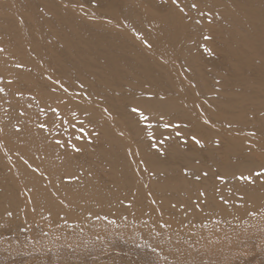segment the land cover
<instances>
[{"label": "bare ground", "instance_id": "1", "mask_svg": "<svg viewBox=\"0 0 264 264\" xmlns=\"http://www.w3.org/2000/svg\"><path fill=\"white\" fill-rule=\"evenodd\" d=\"M178 5L0 0V100L8 102L0 101L1 232L21 220L68 233L97 218L144 226L143 240L165 238L172 252L173 238L229 224L264 202V182L233 178L264 168V156L253 155L264 152V0ZM203 171L209 176L197 180Z\"/></svg>", "mask_w": 264, "mask_h": 264}, {"label": "rangeland", "instance_id": "2", "mask_svg": "<svg viewBox=\"0 0 264 264\" xmlns=\"http://www.w3.org/2000/svg\"><path fill=\"white\" fill-rule=\"evenodd\" d=\"M201 22L205 27L207 19ZM0 101L8 105L7 100ZM154 137L151 141L156 144ZM253 151L258 158L264 156L263 151ZM233 219L229 224L194 231L189 239L173 238L177 248L172 252L165 248V238L151 243L143 240L144 226L140 225L119 228L94 218L84 229L74 221L65 233L43 222L51 231L48 234L36 225L25 228L24 221H14L12 230H0V264H264V202ZM181 251L184 253L178 254Z\"/></svg>", "mask_w": 264, "mask_h": 264}, {"label": "snow or ice", "instance_id": "3", "mask_svg": "<svg viewBox=\"0 0 264 264\" xmlns=\"http://www.w3.org/2000/svg\"><path fill=\"white\" fill-rule=\"evenodd\" d=\"M172 2H173V4H177V6L179 7V5H178V0H172ZM190 8H192V9H198V5H197L196 3H192V4L190 5ZM180 11L183 13V12H184V8H180ZM201 15H203V13H201ZM205 39L210 40L211 37H210V36H206ZM149 46H150V45H149ZM206 50H207V49H206ZM0 51H3V49H0ZM9 83H11V81H9ZM65 91H67V90L65 89ZM0 92H4V89H3V88H0ZM65 103H66V102H65ZM132 111H133V112H136V113H139V117H140L142 120H144V121L149 120V117L144 113L143 110H141V109H139V108H133ZM52 112L54 113V115L59 116V110H58V109H52ZM71 114H72V116H76V113H75V112H72ZM21 115H24V113L21 112ZM62 122H63V123H67L66 120H62ZM204 122H205V124L210 123L209 120H205ZM53 123H54V121H53ZM38 127L41 128V129H46V128H47V124H46V123H44V124H40V125H38ZM152 127H153V126H152L151 124L147 125V128H148V129H151ZM163 127H164L165 129H167V128H179V127H181V125H179V124H164ZM184 127H186V125H185ZM228 127L231 128L232 125L229 124ZM78 131L81 132V133L84 132L83 122H81V127H80V129H78ZM147 134H148L150 137L155 138V137H154V133H153L152 131H148ZM121 135H122V133H121ZM176 135H177V136H180V135H182V134H181L180 132H177ZM249 135H253V136H254V135H255V132H251V133H249ZM170 138H171V137H165V139H170ZM77 139H81V137H77ZM191 139H192V141H193L196 145H198L199 147H201V148L204 147L203 142H202L200 139H198L195 135H193V136L191 137ZM70 141H71V137H69V142H70ZM56 143H57L58 145H61V146L64 145V141H62V140H57ZM159 143H160V144H163V143H164V140L159 141ZM214 144H215V146H216L217 148L221 147V141H220L219 139L215 140V141H214ZM70 146H71V148L73 149V151H75V152H77V153L82 151V149H81V148H78L75 144H71V143H70ZM152 146H153V147H156L155 144H153ZM161 154H163V153H161ZM25 163H27V161H25ZM145 170H146V169H145ZM184 174H185L186 176H190V175H192V173H190V172L188 171L187 168H185V170H184ZM208 176H209V173H208L207 171H203L202 173L196 175L195 178H196L197 180H200L202 177H203V178H207ZM233 178H234L235 180H237V181H240V182H243V183H250V184H251V183H255L256 179H259V180H261L262 182H264V168H261V169L255 170L254 172H249V173L241 172V173H239V174H233ZM254 178H255V179H254ZM216 180L219 181V182H221V183H223V184H226V183L228 182V181H227V178H226L224 175H219V174L216 176ZM217 191H219V189H217ZM205 195H206V193H205L204 191H200V192H199V196H200V197H204ZM220 199L223 200L225 203L228 202L227 200H225V198H224L223 195L220 196ZM241 199H242V200L244 199L243 196H241ZM153 202H155V201H153ZM173 206H175V205H173ZM196 207H199V204H198V203H197ZM8 214L11 215V213H8ZM252 214L255 215V213H252Z\"/></svg>", "mask_w": 264, "mask_h": 264}]
</instances>
